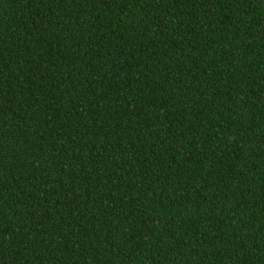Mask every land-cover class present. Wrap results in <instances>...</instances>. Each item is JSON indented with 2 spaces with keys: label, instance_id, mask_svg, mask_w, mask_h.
Listing matches in <instances>:
<instances>
[{
  "label": "trees",
  "instance_id": "obj_1",
  "mask_svg": "<svg viewBox=\"0 0 264 264\" xmlns=\"http://www.w3.org/2000/svg\"><path fill=\"white\" fill-rule=\"evenodd\" d=\"M0 264H264V0H0Z\"/></svg>",
  "mask_w": 264,
  "mask_h": 264
}]
</instances>
